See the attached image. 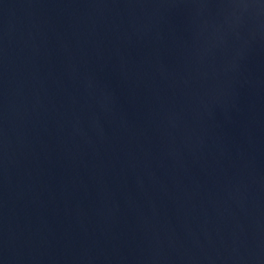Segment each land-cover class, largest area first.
I'll use <instances>...</instances> for the list:
<instances>
[{
    "label": "water",
    "instance_id": "water-1",
    "mask_svg": "<svg viewBox=\"0 0 264 264\" xmlns=\"http://www.w3.org/2000/svg\"><path fill=\"white\" fill-rule=\"evenodd\" d=\"M0 264H264V0H0Z\"/></svg>",
    "mask_w": 264,
    "mask_h": 264
}]
</instances>
